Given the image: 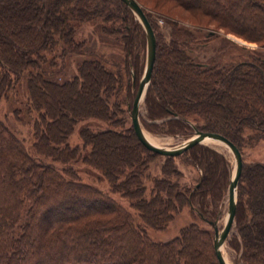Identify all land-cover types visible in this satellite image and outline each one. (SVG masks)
<instances>
[{
	"label": "trees",
	"instance_id": "1",
	"mask_svg": "<svg viewBox=\"0 0 264 264\" xmlns=\"http://www.w3.org/2000/svg\"><path fill=\"white\" fill-rule=\"evenodd\" d=\"M174 1L206 17L205 26L255 43L262 51L235 63H198L189 55L194 39L190 31L173 27L170 40L164 39L162 45L142 9L156 41L145 97L147 118H168L165 133L183 134L192 131L188 116L196 114L203 121L196 131L218 134L242 154L245 138L264 139V0ZM106 4L114 7L104 10ZM92 16L118 22L126 55L134 60L136 84L144 69V63L139 65L138 50L146 48V37L122 1L0 0V98L25 79L30 107L43 110L44 122L34 146L36 155L43 157L40 160L0 122V264H219L213 231L192 225L169 242L152 241L130 213L102 191L78 180L69 166L80 153L67 142L78 116L84 111L97 112L110 121L113 113L121 111L120 102L110 105L109 99L116 97L123 79L101 62L84 60L78 64L76 76L64 85L53 83V71L43 67L52 66L47 55L56 46L65 53L79 54L75 53L71 24ZM196 23L204 25L203 21ZM125 64L129 70V63ZM166 67L171 69L169 74ZM128 79L130 88L132 80ZM85 88L87 94L92 91L91 103L83 96L76 99ZM41 89L67 105L73 120L67 116L52 120L56 106L44 101ZM225 99L226 105L221 103ZM245 130L252 131V136L245 137ZM80 138L91 147L87 163L102 164L113 189L130 200L148 228H165L180 203L196 210L205 221L216 218L228 189L230 169L214 150L196 145L182 154L201 171L192 189L183 191L168 180H154L147 199L142 176L149 170L148 159L153 154L133 129L92 133L85 128ZM117 142H121V157L101 153L106 144L112 147ZM47 158L60 162L63 170L46 162ZM163 172L169 176L172 166L166 164ZM234 222L237 233L230 245L241 251V264H264V163H242Z\"/></svg>",
	"mask_w": 264,
	"mask_h": 264
},
{
	"label": "rangeland",
	"instance_id": "2",
	"mask_svg": "<svg viewBox=\"0 0 264 264\" xmlns=\"http://www.w3.org/2000/svg\"><path fill=\"white\" fill-rule=\"evenodd\" d=\"M93 1L95 2V0ZM138 1L141 3V5H138L149 16L153 29H155L160 37L162 45H164V39L166 41L170 40L173 27L177 29L180 26L182 29L190 31L194 39L192 40L193 44L190 48L191 52L189 55L198 63H235L246 58H252L254 54L262 51L261 47L255 43H248L234 35L226 34L222 30L216 31L213 25L205 26L207 21L206 17H202L195 11L190 12L188 9H185L186 7L182 6V4L176 3L174 0ZM100 2L102 3L103 1ZM184 2L189 4L188 1ZM107 5L108 4L105 5L104 10L106 9L110 11V8L114 7L113 4L109 6ZM196 21H203L204 25H198ZM243 21L248 22L246 18H243ZM1 24L4 25L2 20ZM71 25L75 28L73 39L77 52H74L79 54L74 55L68 52L65 53L62 51L61 46H56L50 55L47 53L48 59L52 61V66L45 64L43 67L46 70L53 71V74L50 77L51 81L58 85H64L76 76L78 64L82 63L84 60L99 61L104 64L108 70L116 72L121 79H123L122 86L119 87L116 97L109 99L110 105L112 104V101L114 102L118 100L121 104V111L113 113L110 121L101 119L97 112H92L90 114V111H84L78 116L77 122H74L72 130L69 132L67 137L68 145L71 148L77 147L80 150L78 158L69 165L75 171L77 179L82 183L95 187L102 191L106 196L115 200L125 211L132 215L138 228L144 231L152 241L160 243L169 242L178 238L183 230L192 225L198 226L200 229L213 231V227L203 220L196 210H193L187 205H182V203H180V207L173 212L174 215L172 221L168 222L165 228L160 230L148 228L140 219L137 208L132 207L130 200L126 198V196L124 197L122 192L113 189L111 182L104 175L102 164L96 163V161L92 163V165L87 163V160L85 159L87 158V155L91 154V147L82 142L80 131L85 128H88L92 133H100L110 130L127 132L132 129L130 110L133 102V94L135 93L140 78L135 84L136 70L132 63L134 60L128 56V53L126 55V42L123 39L124 32L120 29L118 30V22L106 21L104 18L92 16L90 18L87 17L85 20L72 22ZM28 30L29 29H26L27 32ZM138 51H140L139 65L141 66V64L144 63L145 66L146 48H143L142 51ZM125 63H129V70H127V64ZM165 71L169 74L171 69L166 67ZM128 78H131L132 80L130 82V88L128 87ZM85 90L86 88L82 90V95L78 94L76 96V99H80L83 96L88 100V103H91L93 96L92 91L90 90L91 92L87 94ZM40 92L44 101L50 100V102L54 103L56 106L52 120H57L56 116L61 120H63L62 118L65 116L73 120V114H71L67 105H64L61 101L57 103V100L53 95L47 94L46 91L42 89ZM146 93L147 89L143 93L140 103V125L142 131L144 130L147 135L155 140L156 146L162 148L179 146L195 135L196 126H202V119L196 114H191L188 116V122L192 126V131L190 130L183 134L165 133L164 121L168 118H147V110L145 106ZM102 97H105V92ZM226 102L227 99L221 101V103L225 105ZM42 114L43 110L40 111L30 107L26 93L25 79L20 80L15 86V89L10 91L5 98H0V122H2L14 134V136L23 143L29 154L32 157L36 156L38 160L43 157L36 155L34 146L39 142L38 137H40V130L42 132L44 131V122L41 121ZM252 134L253 132L250 130H245L244 132L245 137H248V135L252 136ZM245 139L241 151L242 154L240 153L242 156V163H264V139L257 138L253 141L248 140V138ZM52 141L57 143L54 139H52ZM117 143L119 144H114L112 147L106 144L105 150H101V153L105 152L106 154H109L112 152L116 158L119 156L121 157V142ZM198 145L208 147L221 155L225 159L231 174L234 167V158L224 144L215 139H206ZM58 146H61V144L58 143ZM150 152L153 155L148 159L149 170L144 176H142L143 184L146 187L145 194L147 199L150 198L154 180H168L177 185L178 189H182L183 191L192 189V187L199 181L201 171L193 162L188 160L185 156H182L184 152L174 156L160 155L152 151ZM47 159L46 162L54 163V166L59 171L63 170V165L60 162L52 161L50 158ZM166 164L172 166L173 169V173L169 174V176H165L163 172V168ZM228 206L227 191L224 199L218 207V212L215 216L216 218L210 220L215 222L218 229H221L225 223ZM236 233L234 222L222 245L223 257L226 256L229 264H241V251L237 252L230 245L232 235Z\"/></svg>",
	"mask_w": 264,
	"mask_h": 264
},
{
	"label": "water",
	"instance_id": "3",
	"mask_svg": "<svg viewBox=\"0 0 264 264\" xmlns=\"http://www.w3.org/2000/svg\"><path fill=\"white\" fill-rule=\"evenodd\" d=\"M124 4L127 5V7L133 12V14L136 16L137 20L139 21L140 25L143 28V31L145 33L146 37V63L143 69L142 76L138 82L137 91L135 93V96L133 98L131 110H130V117H131V123H132V129L138 138V140L141 142V144L147 148L148 150L160 154V155H168V156H174L180 153H183L187 151L188 149L192 148L195 145L201 144L202 141L206 139H215L222 144H224L234 158V167L230 174V179L228 183V213L227 217L225 219V223L221 229H218L216 227L215 222L212 221H206L208 224L213 227V248L215 252L216 259L219 264H227L225 261L223 255H222V245L227 237V235L230 232V229L234 223V217L236 212V206H237V184L239 180V175L242 167V156L238 149L226 138L214 134V133H207V132H201L196 131L195 135L188 139L183 144L173 147V148H162L158 147L152 143H150L148 140L144 138L142 135V129L140 125V103L142 100L143 93L146 91L151 74H152V68L153 63L155 59V47H156V41H155V35L153 32V29L147 20L146 16L144 15L141 7L138 5V3L135 0H120Z\"/></svg>",
	"mask_w": 264,
	"mask_h": 264
},
{
	"label": "bare ground",
	"instance_id": "4",
	"mask_svg": "<svg viewBox=\"0 0 264 264\" xmlns=\"http://www.w3.org/2000/svg\"><path fill=\"white\" fill-rule=\"evenodd\" d=\"M143 133H142V135L144 136V138L146 139V140H148L150 143H152V144H156V142H155V140H153L149 135H147V133L143 130L142 131ZM223 252V251H222ZM223 255V254H222ZM224 258H225V261L227 262V264H229L228 263V261H227V258H226V256H224Z\"/></svg>",
	"mask_w": 264,
	"mask_h": 264
}]
</instances>
